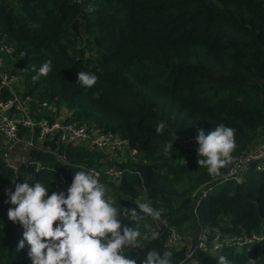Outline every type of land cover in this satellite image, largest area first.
Returning <instances> with one entry per match:
<instances>
[{
    "label": "trees",
    "instance_id": "1",
    "mask_svg": "<svg viewBox=\"0 0 264 264\" xmlns=\"http://www.w3.org/2000/svg\"><path fill=\"white\" fill-rule=\"evenodd\" d=\"M0 39L23 52L20 71L29 92L63 106L69 120L125 139L137 152L135 159L123 154L109 161L48 141L66 162L30 148L14 170L0 164V264H32L27 244L17 251L23 228L8 219L16 205L5 189L40 182L51 195L56 173L69 187L76 171L91 169L115 206L139 212V194L166 220L167 228L151 217L139 222L148 239L142 249H123L137 264L152 248L171 252L173 264H218L221 255L232 264H264V246L222 245L211 254L186 255L184 245L165 243L171 228L195 237L214 227L230 238L264 223V169L250 163L240 183L225 181L227 167L212 177L197 154L178 146L197 143L198 129L207 134L224 124L236 130L235 156L264 135V0H0ZM48 60L52 71L33 81ZM80 71L95 73L96 85L79 84ZM172 133L178 138L165 154ZM111 164L122 171L116 183L103 174Z\"/></svg>",
    "mask_w": 264,
    "mask_h": 264
},
{
    "label": "clouds",
    "instance_id": "2",
    "mask_svg": "<svg viewBox=\"0 0 264 264\" xmlns=\"http://www.w3.org/2000/svg\"><path fill=\"white\" fill-rule=\"evenodd\" d=\"M52 71L51 60L45 61L38 69L33 81L47 76ZM97 71H102L97 69ZM99 77L93 72L80 71L77 82L86 88L96 85ZM93 98H97L94 94ZM164 129L161 123L156 127L157 134ZM235 129L224 124L216 126L205 134L198 129L196 142L199 147L197 163L207 169L212 177H221V169L233 160L236 149ZM165 144L163 151L169 153L176 140ZM225 181L228 177L224 176ZM10 202L16 205L8 210V219L19 223L23 228V238L17 251L29 246L27 255L32 264H137V259L125 255L123 249H142V242L148 239L147 232L140 230V221L146 217L158 220L160 211L147 202H136V209L119 208L106 198V189L95 173L76 171L67 194L64 191L48 194V187L40 182L34 184L16 183L15 191L5 189ZM231 195V193H229ZM121 217L135 222L128 226ZM144 228L151 230L150 225ZM152 238L157 234L152 232ZM172 253L162 255L155 248L147 251L140 264H173ZM218 264H232L221 255ZM250 264H255L254 260Z\"/></svg>",
    "mask_w": 264,
    "mask_h": 264
},
{
    "label": "built area",
    "instance_id": "3",
    "mask_svg": "<svg viewBox=\"0 0 264 264\" xmlns=\"http://www.w3.org/2000/svg\"><path fill=\"white\" fill-rule=\"evenodd\" d=\"M81 3V0H71ZM22 51L16 52L10 44L0 39V164L10 170L25 161L30 148H40L43 152L56 155L62 163L66 162L64 153L51 150L45 142L59 145H69L89 151H96L101 160L118 161L123 154L129 159H135L134 148L127 147L125 139L110 132H102L93 125H85L68 119V112L52 99H41L35 93L29 92L22 80L19 58ZM178 146L188 148L197 154L198 143H188L181 140ZM26 152V157L23 154ZM232 162L227 166L225 175L233 182L240 183L250 163L256 170L264 169V135L250 149L232 156ZM103 174L108 180L118 182L122 171L115 165H106ZM90 172L98 175V170ZM68 180L58 172L50 181L49 188L53 192L66 193ZM145 202L141 195H137ZM162 227L167 228L165 218L154 219ZM165 243L168 247L184 245L186 255L193 253L211 254L222 245L234 249L264 246V223L257 230L241 231L238 235L227 238L220 237L217 228H204L195 237L189 234H179L174 229H167Z\"/></svg>",
    "mask_w": 264,
    "mask_h": 264
},
{
    "label": "rangeland",
    "instance_id": "4",
    "mask_svg": "<svg viewBox=\"0 0 264 264\" xmlns=\"http://www.w3.org/2000/svg\"><path fill=\"white\" fill-rule=\"evenodd\" d=\"M60 107H62L63 108V106H61L60 105ZM26 157V152H24V154H23V158H25ZM107 198V197H106Z\"/></svg>",
    "mask_w": 264,
    "mask_h": 264
}]
</instances>
